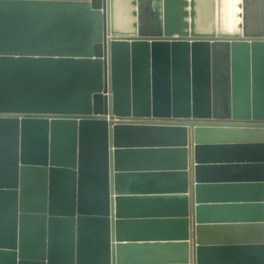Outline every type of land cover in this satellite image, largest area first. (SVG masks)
I'll return each instance as SVG.
<instances>
[{
    "label": "water",
    "instance_id": "95a60500",
    "mask_svg": "<svg viewBox=\"0 0 264 264\" xmlns=\"http://www.w3.org/2000/svg\"><path fill=\"white\" fill-rule=\"evenodd\" d=\"M246 8L0 0V264H264Z\"/></svg>",
    "mask_w": 264,
    "mask_h": 264
},
{
    "label": "rangeland",
    "instance_id": "374dc122",
    "mask_svg": "<svg viewBox=\"0 0 264 264\" xmlns=\"http://www.w3.org/2000/svg\"><path fill=\"white\" fill-rule=\"evenodd\" d=\"M247 8V17L254 18L258 13L264 20V0H245Z\"/></svg>",
    "mask_w": 264,
    "mask_h": 264
},
{
    "label": "crops",
    "instance_id": "0c3cea01",
    "mask_svg": "<svg viewBox=\"0 0 264 264\" xmlns=\"http://www.w3.org/2000/svg\"><path fill=\"white\" fill-rule=\"evenodd\" d=\"M261 18V16L257 17L255 15L254 18L249 19V25L255 33H264V20Z\"/></svg>",
    "mask_w": 264,
    "mask_h": 264
},
{
    "label": "flooded vegetation",
    "instance_id": "af4514ba",
    "mask_svg": "<svg viewBox=\"0 0 264 264\" xmlns=\"http://www.w3.org/2000/svg\"><path fill=\"white\" fill-rule=\"evenodd\" d=\"M256 16L259 17V14H256ZM123 118L130 119V118H134V117H123Z\"/></svg>",
    "mask_w": 264,
    "mask_h": 264
},
{
    "label": "trees",
    "instance_id": "16d2710c",
    "mask_svg": "<svg viewBox=\"0 0 264 264\" xmlns=\"http://www.w3.org/2000/svg\"><path fill=\"white\" fill-rule=\"evenodd\" d=\"M260 16V15H259Z\"/></svg>",
    "mask_w": 264,
    "mask_h": 264
}]
</instances>
